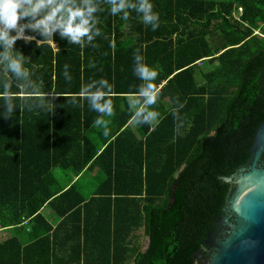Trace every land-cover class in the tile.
I'll return each instance as SVG.
<instances>
[{
  "label": "trees",
  "instance_id": "trees-1",
  "mask_svg": "<svg viewBox=\"0 0 264 264\" xmlns=\"http://www.w3.org/2000/svg\"><path fill=\"white\" fill-rule=\"evenodd\" d=\"M151 3L155 31L137 12L125 21L101 3V35L83 49L58 34L40 47L16 42L40 92L70 100L104 78L114 115L104 117L108 136L93 127L99 114L86 99L0 115V227L30 219L28 241L20 226L0 236V264H202L196 255L233 187L224 177L249 164L260 124L264 0ZM137 49L158 71L154 129L129 123L127 98L141 83ZM177 100L182 126L172 114Z\"/></svg>",
  "mask_w": 264,
  "mask_h": 264
},
{
  "label": "clouds",
  "instance_id": "clouds-1",
  "mask_svg": "<svg viewBox=\"0 0 264 264\" xmlns=\"http://www.w3.org/2000/svg\"><path fill=\"white\" fill-rule=\"evenodd\" d=\"M101 3L109 6L111 15H120L125 21L129 19L131 10L140 14L144 25H151L153 31L159 27V13L154 11L151 0H0V100L3 101L0 107L4 109L0 115L3 119L14 117L17 108L21 113L25 108L31 110L33 107L51 113L56 108L52 101L59 97H66L72 104H76L78 99H86L90 108L99 114L92 122L93 127H103V135H109V122L104 117H111L114 112L113 86L107 79L82 84L80 92L70 100L54 89L42 93L39 91L42 84L33 80V74L25 67L26 56L15 48L18 40L25 43L35 41L38 47L41 43L50 44L55 42L58 34L69 45L83 49L101 35L96 18V13L102 10ZM133 59V72L141 83L138 91L127 98L131 113L129 123L154 129L160 118V113L153 107L160 95L156 83L158 71L145 62L140 49L135 51ZM68 67L65 64L64 77L70 81L72 77ZM13 86L19 89L18 93L12 91ZM18 98L19 104L16 102ZM177 105L172 114L178 126H182L179 111L184 105L179 100Z\"/></svg>",
  "mask_w": 264,
  "mask_h": 264
},
{
  "label": "water",
  "instance_id": "water-1",
  "mask_svg": "<svg viewBox=\"0 0 264 264\" xmlns=\"http://www.w3.org/2000/svg\"><path fill=\"white\" fill-rule=\"evenodd\" d=\"M263 150L264 105L251 148L250 166L224 177L235 184L228 200L237 223L227 237L217 239L208 264H264V183L244 196L239 209L233 205V196L250 173L264 181V167L257 164Z\"/></svg>",
  "mask_w": 264,
  "mask_h": 264
},
{
  "label": "flooded vegetation",
  "instance_id": "flooded-vegetation-1",
  "mask_svg": "<svg viewBox=\"0 0 264 264\" xmlns=\"http://www.w3.org/2000/svg\"><path fill=\"white\" fill-rule=\"evenodd\" d=\"M257 162L258 166L264 167V150L261 152ZM249 166L250 162L248 165H245V167ZM234 187L235 184L233 183V187L231 188V191L227 196L222 212L215 220L213 232L208 233V238L206 239L203 248L201 249L200 253L196 255L199 260L201 258L202 264H206L211 259L213 252L216 250L215 242L217 241V239L227 237L234 229V224L237 223L236 215L232 212L228 200ZM224 217L226 218V220L224 219Z\"/></svg>",
  "mask_w": 264,
  "mask_h": 264
},
{
  "label": "bare ground",
  "instance_id": "bare-ground-1",
  "mask_svg": "<svg viewBox=\"0 0 264 264\" xmlns=\"http://www.w3.org/2000/svg\"><path fill=\"white\" fill-rule=\"evenodd\" d=\"M262 183H264L262 179H258L253 173H250L240 186L239 190L233 196L234 207L239 209L244 196L260 186Z\"/></svg>",
  "mask_w": 264,
  "mask_h": 264
},
{
  "label": "crops",
  "instance_id": "crops-1",
  "mask_svg": "<svg viewBox=\"0 0 264 264\" xmlns=\"http://www.w3.org/2000/svg\"><path fill=\"white\" fill-rule=\"evenodd\" d=\"M100 175L98 174V177ZM43 211L45 213V215L47 216V218L51 221L55 220V216L53 214V210L50 207H43ZM29 218H24L18 225H14L12 228L15 229V226H20L19 229H15V231L21 236V239L24 241H28V234L26 230H29ZM25 229V230H24ZM4 230H6L5 228L2 229V227H0V232L4 233V236L6 235L7 232H5Z\"/></svg>",
  "mask_w": 264,
  "mask_h": 264
},
{
  "label": "rangeland",
  "instance_id": "rangeland-1",
  "mask_svg": "<svg viewBox=\"0 0 264 264\" xmlns=\"http://www.w3.org/2000/svg\"><path fill=\"white\" fill-rule=\"evenodd\" d=\"M239 10V9H238ZM210 39H211V41H214L215 39H216V37H212V36H210ZM11 230H14L13 228H8V229H6V230H4L5 232H11ZM138 232H141V230H139ZM7 234V233H6ZM0 236H4V233L3 232H0ZM197 263H198V261H197Z\"/></svg>",
  "mask_w": 264,
  "mask_h": 264
},
{
  "label": "built area",
  "instance_id": "built-area-1",
  "mask_svg": "<svg viewBox=\"0 0 264 264\" xmlns=\"http://www.w3.org/2000/svg\"><path fill=\"white\" fill-rule=\"evenodd\" d=\"M239 10H241V7H239ZM255 32L257 33L258 32V30L257 29H255ZM259 33V32H258Z\"/></svg>",
  "mask_w": 264,
  "mask_h": 264
}]
</instances>
